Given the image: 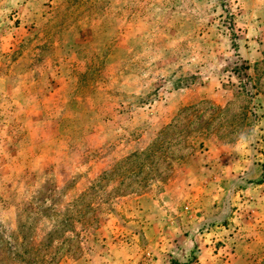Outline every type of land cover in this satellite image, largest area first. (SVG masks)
<instances>
[{"label":"rangeland","instance_id":"1","mask_svg":"<svg viewBox=\"0 0 264 264\" xmlns=\"http://www.w3.org/2000/svg\"><path fill=\"white\" fill-rule=\"evenodd\" d=\"M263 193L264 0H0V264H264Z\"/></svg>","mask_w":264,"mask_h":264},{"label":"crops","instance_id":"2","mask_svg":"<svg viewBox=\"0 0 264 264\" xmlns=\"http://www.w3.org/2000/svg\"><path fill=\"white\" fill-rule=\"evenodd\" d=\"M106 166V164H105ZM103 166V167H105ZM108 167V166H107ZM106 168H104L103 170H105ZM206 171V170H205ZM94 173V170L93 168H89L88 166V170H85V174H79L78 175V179L81 180V183L83 184H86V186L89 185L90 183V179L93 180L95 179L97 176L93 174ZM79 184L77 183L76 185H79V187L81 188H77V190L73 188V190H71L70 193H73V195L76 197L78 194L82 193L83 191L86 190L85 187H82L81 185L82 184ZM189 190H191V186H187ZM76 188V187H75ZM264 194V193H263ZM204 195H208V192L205 191ZM264 196H261L260 198L259 197H256V200L252 202L251 206H252V218H253V222L250 223L251 224V228L249 229L250 233L253 234L252 231H256L257 228H261V229H264V201L261 202V198H263ZM153 198V197H152ZM151 198V201H149V197L148 196H143L140 198V201H142V203L139 205V208L140 207H143L144 211L147 212V209L150 208V209H156L159 207V203H157V201L154 200V198L152 199ZM204 200H208V197L204 198ZM145 204H144V203ZM143 211V212H144ZM147 214H149L147 212ZM147 220L149 222H151L153 225L155 224H159V218H155V216H151V217H147L146 216V222ZM145 221H142V222H145ZM258 232H261V230L259 229Z\"/></svg>","mask_w":264,"mask_h":264}]
</instances>
